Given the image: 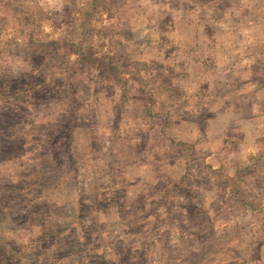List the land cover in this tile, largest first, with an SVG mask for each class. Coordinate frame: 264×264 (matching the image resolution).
<instances>
[{"label": "rangeland", "instance_id": "rangeland-1", "mask_svg": "<svg viewBox=\"0 0 264 264\" xmlns=\"http://www.w3.org/2000/svg\"><path fill=\"white\" fill-rule=\"evenodd\" d=\"M0 264H264V0H0Z\"/></svg>", "mask_w": 264, "mask_h": 264}, {"label": "crops", "instance_id": "crops-1", "mask_svg": "<svg viewBox=\"0 0 264 264\" xmlns=\"http://www.w3.org/2000/svg\"><path fill=\"white\" fill-rule=\"evenodd\" d=\"M191 26L195 27L198 30V27H199L198 24H196V26L194 24H192ZM225 42H226L225 39L217 42V44H215V47L212 48L211 50H209V54L206 55V56L211 57L215 61V63L218 65V68L219 69L222 68L223 71H226V70L228 71V69H225V68H227V66H229V65L232 66L233 65V62H234V61H232L230 59V56H231V54H232V56L234 55V53L236 54V50H237L236 46H239L240 47L241 44L238 41L237 42H231V43L228 42V46H227V44H225ZM196 43H199V41L195 39V43L193 44L194 49L197 50V52H195L196 53L195 56L196 57H202L206 53V49H204V50L203 49H200V48L198 49L196 47ZM190 48H192V47H190ZM231 52H233V53H231ZM246 56L249 57V58L256 57L253 53H249V55L246 54ZM142 57H144V55H142ZM193 57L194 56L191 54V51L188 50L187 51V56H184L182 58V61L188 62V63L192 64L193 63V59H194ZM240 58L241 57H239L238 60ZM196 60L194 62H196ZM240 60L238 61V63L240 62ZM161 63H162V61H161ZM244 67H246V66H244ZM194 69L195 68L190 69V71H191L190 74H192L195 77H196L197 74H200L202 76V72L201 73L198 72L200 70V67H197V71H196V69L195 70ZM233 71L234 72L232 73L231 76L228 75L226 77V78H228V81L222 82V83H224V85H217L218 87H220V86H227V87H224V88H221V89H217V90L213 89L212 90V93H210V96H209V97H212L213 99L212 98H208V101H206V103H204V101H201L199 103V105L204 104V111L206 110L207 112H210L211 113V116H213V117L216 118V121L218 122V124L215 127H219V124L220 123H223V120H225V117L228 116V114H230V115H236L235 118H240L241 116H243V115H237L236 114L237 112H232L231 113L229 111L230 109L225 108L226 107V104H228V103L225 102V100L227 99V96L226 95L227 94H233V93L234 94H239L242 86L241 85H238L237 83H240V82L246 80V78H245L246 77V74L243 75L240 72H237V69H235V70L233 69ZM222 75H223V72L222 73H219L218 72L217 73V76L211 75L210 78H214L215 79V77H216L217 80H220V78L222 77ZM193 76L189 75V78L190 79L191 78H194ZM202 79L204 80L203 76H202ZM226 83H235V84H237V86L236 85L235 86H231L230 84L227 85ZM187 89H189V88H187ZM198 96H199V93H198ZM203 97H204L205 100L207 99V98H205L204 95H201L200 97H198V100H202ZM161 105H157V106H154V107L156 108L157 111L160 112L161 111ZM199 105H197V107H199ZM230 126H233V127H230L228 129V131L225 132V133L222 132V138H229V137L232 138L233 137L232 135H235V133H237V135L239 136L240 131L242 133L240 135V137H243L244 136L243 133H245V132L243 130H241V127H242L241 126V123L238 124V125H232L231 124ZM256 129H257V132H256L257 135L261 137V133H263L262 132V124L261 123L260 124H257V128Z\"/></svg>", "mask_w": 264, "mask_h": 264}]
</instances>
